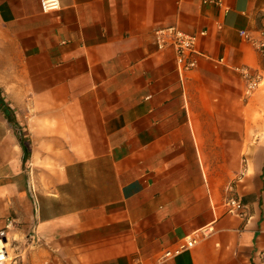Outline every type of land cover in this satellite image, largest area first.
<instances>
[{
	"label": "crops",
	"instance_id": "1",
	"mask_svg": "<svg viewBox=\"0 0 264 264\" xmlns=\"http://www.w3.org/2000/svg\"><path fill=\"white\" fill-rule=\"evenodd\" d=\"M41 1L0 0V231L11 222L14 263L264 264V57L239 34L264 28V0ZM167 27L197 37L193 69L156 48ZM240 67L261 75L249 96Z\"/></svg>",
	"mask_w": 264,
	"mask_h": 264
},
{
	"label": "built area",
	"instance_id": "2",
	"mask_svg": "<svg viewBox=\"0 0 264 264\" xmlns=\"http://www.w3.org/2000/svg\"><path fill=\"white\" fill-rule=\"evenodd\" d=\"M203 3L211 2L221 6L220 0H202ZM43 12H50L59 9V0H42L40 3ZM204 34V33H203ZM240 36L247 40L259 53L264 57V28L259 29L257 37L246 31H240ZM197 37L194 35L185 34L176 27H167L154 32L153 42L157 49L163 50L167 47H172L175 51L176 66L180 71L191 70L196 66V61L193 58L196 54L195 45ZM245 82V94L251 95L261 83V75L248 69L240 67L236 69ZM244 170V169H243ZM243 171L241 172V175ZM223 206L227 213L235 214L244 217L243 203L234 198L227 197ZM11 226V222L6 223L5 229L0 231V264H6L9 259L7 230ZM211 229H200L192 235L186 236L181 243L174 249L164 251L159 257L158 262H164L172 259L176 255L191 249L198 241L207 237ZM130 264H142L138 260H133Z\"/></svg>",
	"mask_w": 264,
	"mask_h": 264
},
{
	"label": "rangeland",
	"instance_id": "3",
	"mask_svg": "<svg viewBox=\"0 0 264 264\" xmlns=\"http://www.w3.org/2000/svg\"><path fill=\"white\" fill-rule=\"evenodd\" d=\"M12 248H13V247H12ZM8 253H9V252H8ZM27 255H28V252H25L24 257H23V258H25V259L20 261L21 264H23V262H27ZM14 257H15V252H14V250L10 249L9 259H8V261L6 262V264H19V261H16V263H14V261L16 260V259H14ZM21 259H22V258H21Z\"/></svg>",
	"mask_w": 264,
	"mask_h": 264
},
{
	"label": "trees",
	"instance_id": "4",
	"mask_svg": "<svg viewBox=\"0 0 264 264\" xmlns=\"http://www.w3.org/2000/svg\"><path fill=\"white\" fill-rule=\"evenodd\" d=\"M23 148H24V157H26L29 151L26 146H23Z\"/></svg>",
	"mask_w": 264,
	"mask_h": 264
}]
</instances>
